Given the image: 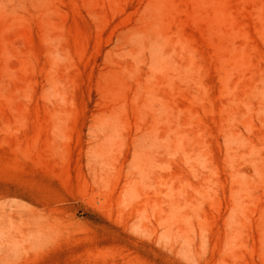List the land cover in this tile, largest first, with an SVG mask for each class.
<instances>
[{
	"label": "rangeland",
	"instance_id": "obj_1",
	"mask_svg": "<svg viewBox=\"0 0 264 264\" xmlns=\"http://www.w3.org/2000/svg\"><path fill=\"white\" fill-rule=\"evenodd\" d=\"M0 264H264V0H0Z\"/></svg>",
	"mask_w": 264,
	"mask_h": 264
}]
</instances>
